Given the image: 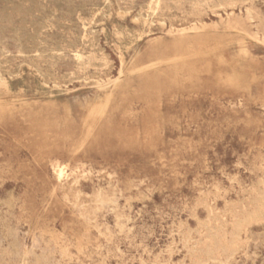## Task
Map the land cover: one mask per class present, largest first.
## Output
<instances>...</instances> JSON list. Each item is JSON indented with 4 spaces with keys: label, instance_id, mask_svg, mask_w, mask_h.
Listing matches in <instances>:
<instances>
[{
    "label": "rangeland",
    "instance_id": "obj_1",
    "mask_svg": "<svg viewBox=\"0 0 264 264\" xmlns=\"http://www.w3.org/2000/svg\"><path fill=\"white\" fill-rule=\"evenodd\" d=\"M18 1L0 264H264V0Z\"/></svg>",
    "mask_w": 264,
    "mask_h": 264
},
{
    "label": "bare ground",
    "instance_id": "obj_2",
    "mask_svg": "<svg viewBox=\"0 0 264 264\" xmlns=\"http://www.w3.org/2000/svg\"><path fill=\"white\" fill-rule=\"evenodd\" d=\"M3 1H5V0H3ZM19 1H20V0H19ZM19 1H18V2H19ZM21 1L23 2V0H21ZM21 1H20V2H21ZM32 1H33V0H32ZM39 1H40V0H39ZM42 1H43V0H42ZM47 1H48V0H47ZM47 1H46V4H47ZM55 1H56V0H55ZM61 1H62V0H61ZM71 1H72V0H71ZM73 1H74V0H73ZM81 1H82V0H81ZM89 1H90V0H89ZM115 1H116V0H115ZM159 1H160V0H152V2L155 3V4L158 3ZM226 1L233 2V1H236V0H217V3H218L219 5H222V4H223L224 2H226ZM24 2H26V0H25ZM24 2H23V3H24ZM28 2H29V1H28ZM30 2H31V1H30ZM49 2H52V1L49 0ZM49 2H48V3H49ZM59 2H60V1H59ZM74 2H75V1H74ZM76 2H77V1H76ZM76 2H75V4H76ZM13 3H14V2H13ZM33 3H34V2H33ZM67 3H69V2H67ZM67 3L64 2V4H67ZM79 3H80V2H79ZM83 3H84V2H83ZM87 3H88V1H87ZM87 3H86V4H87ZM92 3H93V2H92ZM106 3H107V2H106ZM116 3H117V2H116ZM181 3H182V2H181ZM30 4H32V3H30ZM30 4H29V6H28V4H27L28 8L30 7ZM38 4H39V3H38ZM38 4H37V7H38ZM40 4H41V3H40ZM64 4H62V5H64ZM70 4H71V3H70ZM84 4H85V3H84ZM84 4H83V5H84ZM88 4H89V3H88ZM88 4H87V5H88ZM102 4H103V3H102ZM4 5H5V3L3 4V6H4ZM21 5H22V3H21ZM52 5H53V4H52ZM59 5H60V4H59ZM67 5H68V4H67ZM92 5H93V4H92ZM94 5H95V3H94ZM94 5H93V6H94ZM3 6H1V7H3ZM9 6H10V5H8V7H9ZM24 6H25V5H24ZM32 6H33V5H32ZM46 6H47V5H46ZM68 6H70V5H68ZM78 6H79V5H78ZM1 7H0V8H1ZM8 7H7V9H8ZM21 7H22V6H21ZM33 7H34V6H33ZM49 7H50V6H49ZM64 7H65V6H64ZM76 7H77V6H76ZM76 7H75V11H76ZM80 7H81V6H80ZM90 7H92V6H90ZM220 7H222V6H220ZM220 7H218V8H220ZM4 8H6V7H4ZM11 8H13V7H11ZM18 8H20V5H19ZM18 8H16V11H18V10H17ZM28 8H26V9H28ZM38 8H39V7H38ZM45 8L48 9V7H45ZM54 8H55V7H54ZM72 8H73V7H72ZM82 8H83V7H82ZM84 8H85V7H84ZM147 8H148V7H147ZM149 8H150V7H149ZM157 8H158V7H157ZM157 8H156V9H157ZM21 9H22V8H21ZM30 9H32V8H30ZM35 9H36V8H35ZM49 9H50V8H49ZM49 9H48V10H49ZM65 9H66V8H65ZM68 9H70V8H68ZM73 9H74V8H73ZM78 9H79V8H78ZM78 9H77V10H78ZM102 9H103V8H102ZM22 10H23V9H22ZM33 10H34V9H33ZM33 10H31V11H33ZM40 10H41V9H39L38 12H42V11H43V10H42V11H40ZM44 10H46V9H44ZM59 10H60V9H59ZM130 10H131V9H130ZM8 11H9V9H8ZM10 11H12V10H10ZM24 11H25V8H24ZM24 11H23V12H24ZM63 11H64V10H63ZM68 11H69V10H68ZM75 11H74V13H75ZM78 11H79V10H78ZM90 11H91V10H90ZM4 12H5V11H4ZM13 12H14V11H13ZM19 12H20V11H19ZM29 12H30V11H29ZM34 12H35V10H34ZM69 12H70V11H69ZM71 12L73 13V11H71ZM85 12H87V11H85ZM98 12H99V11H98ZM122 12H124V11H122ZM148 12H149V11H148ZM5 13H6V12H5ZM5 13H4V14H5ZM8 13H9V12H8ZM17 13H18V12H17ZM26 13H27V12H26ZM42 13H43V12H42ZM47 13H48V12H47ZM62 13H63V12H62ZM62 13H61V14H62ZM66 13H67V12H66ZM66 13H65V14H66ZM82 13H83V12H82ZM18 14H19V13H18ZM28 14H31V13H28ZM146 14H147V13H146ZM22 15H23V14H22ZM34 15H35V14H34ZM37 15H39V13H38ZM37 15H36V17H37ZM45 15H46V14H45ZM49 15H51V12H49ZM66 15H67V14H66ZM74 15H75V14H74ZM147 15H148V14H147ZM211 15H212V14H211ZM8 16H9V15H8ZM57 16H58V15H57ZM60 16H61V15H60V13H59V17H60ZM71 16H73V15H71ZM83 16H84V15H83ZM125 16H126V15H125ZM127 16H128V15H127ZM140 16H141V15H140ZM26 17H27V16H26ZM39 17H40V16H39ZM46 17H47V16H46ZM50 17H51V16H50ZM50 17H49V18H50ZM59 17H58V18H59ZM62 17H63V15H62ZM67 17H69V13H68V16H67ZM109 17H111V16H109ZM3 18H4V17H3ZM3 18H2V21H3ZM10 18H11V17H10ZM19 18H20V16H19ZM32 18H34V16H33ZM32 18H31V19H32ZM47 18H48V17H47ZM54 18H55V16H54ZM54 18H53V19H54ZM58 18H56V19H58ZM70 18H71V17H70ZM94 18H95V17H94ZM4 19H5V18H4ZM6 19H7V18H6ZM22 19H23V18H22ZM24 19H26V18H24ZM24 19H23V20H24ZM62 19H63V18H62ZM65 19H66V18H65ZM71 19H72V18H71ZM100 19H101V17H100ZM12 20H13V19H12ZM12 20H11V23H12ZM27 20H29V18H28ZM93 20H94V19H93ZM135 20H136V19H135ZM135 20H134V21H135ZM14 21H15V20H14ZM29 21H30V20H29ZM37 21H38V19H37ZM45 21H46V20L44 19V23H46ZM59 21L61 22V19H60ZM62 21H64V19H63ZM66 21H68V20H66ZM70 21H71V20H70ZM70 21H69V22H70ZM74 21H75V20H74ZM5 22H6V21H5ZM5 22H4V23H5ZM7 22H8V21H7ZM16 22H17V20H16ZM16 22H15V23H16ZM26 22H27V21H26ZM35 22H36V21H35ZM53 22H54V21H53ZM92 22H93V21H92ZM98 22H99V21H98ZM17 23H18V22H17ZM20 23H21V20H20ZM20 23H19V24H20ZM39 23H40V22H39ZM48 23H52V22L49 21ZM64 23H65V22H64ZM72 23H75V22L72 21ZM72 23H71V24H72ZM1 24H2V23H1ZM29 24H30V23H29ZM31 24H32V23H31ZM53 24H54V23H53ZM58 24H60V23H57V25H58ZM62 24H63V23H62ZM75 24H76V23H75ZM92 24H93V23H92ZM5 25H6V24H5ZM22 25H23V24H22ZM41 25H42V24H41ZM41 25L39 24L38 26H41ZM65 25H66V24H65ZM73 25H74V24H73ZM76 25H77V24H76ZM78 25H79V24H78ZM78 25H77V26H78ZM101 25H102V24H101ZM2 26H4V25L2 24ZM2 26L0 25V27H2ZM7 26H8V25H7ZM14 26H15V24H14ZM20 26H21V25H20ZM35 26H37V23L35 24ZM45 26H46V25H45ZM47 26H48V25H47ZM54 26H55V25H54ZM61 26H62V25H61ZM69 26H71V25H69ZM74 26H75V25H74ZM81 26H82V24L80 25V27H81ZM83 26H84V25H83ZM58 27H59V26H58ZM58 27H57V28H58ZM8 28H9V27H8ZM11 28H12V27H11ZM27 28H28V27H27ZM30 28H31V27H30ZM36 28H37V27H36ZM36 28H35V29H36ZM44 28H45V27H44ZM51 28H52V27H51ZM68 28H70V27H68ZM68 28H67V30H68ZM84 28H85V27H84ZM142 28H143V27H142ZM3 29H4V28H3ZM3 29H0V32H1V30L3 31ZM21 29H22V27H21ZM21 29L19 28V30H21ZM25 29H26V28H25ZM28 29H29V28H28ZM33 29H34V28H33ZM54 29H55V28H54ZM63 29H64V28H63ZM63 29H62V30H63ZM74 29H75V28H74ZM196 29H197V27L194 26V27L190 28L189 30H196ZM16 30H17V29H16ZM19 30H18V31H19ZM56 30H57V29H56ZM59 30H60V29H59ZM78 30H79V27H78ZM84 30H85V29H84ZM90 30H91V28H90ZM4 31H6V30L4 29ZM7 31H8V30H7ZM31 31H32V30H31ZM33 31H34V30H33ZM36 31H37V30H36ZM45 31H46V29H45ZM70 31H71V30H70ZM101 31H102V33H103V30H101ZM101 31H100V32H101ZM8 32H9V31H8ZM11 32H12V31H11ZM25 32H26V34H27V32H28V34H29V31H25ZM60 32H61V30H60ZM67 32H68V31H67ZM67 32H66V33H67ZM74 32H75V31H74ZM81 32H82V30H81ZM91 32H93V31H91ZM178 32H179L180 34H184V33L187 32V30L182 29V30H179ZM234 32H235V31H234ZM32 33H35V32H32ZM47 33H48V32H47ZM61 33H62V32H61ZM85 33H86V32H85ZM4 34H6V32H4ZM4 34H3V35H4ZM7 34H8V33H7ZM18 34H19V33H18ZM18 34H17V35H18ZM35 34H37V33H35ZM42 34H43V33H42ZM51 34H52V32H51ZM55 34H56V33H55ZM63 34H64V33H63ZM74 34H75V33H74ZM76 34H77V33H76ZM88 34H89V33H88ZM92 34H93V33H92ZM96 34H97V33H96ZM1 35H2V34H1ZM10 35H11V34H10ZM17 35H15V36H17ZM20 35L22 36V33H21ZM20 35H19V37H20ZM23 35H24V34H23ZM44 35H45V34H43L42 36L44 37ZM49 35H50V34H49ZM60 35L62 36V34H60ZM71 35H72V34H71ZM79 35H80V34H79ZM27 36H28V35H27ZM29 36H30V34H29ZM61 36H60V37H61ZM66 36H67V35H66ZM81 36H82V34H81ZM88 36H89V35H88ZM33 37H35V36H33ZM33 37L31 36V39H32ZM40 37H41V36H40ZM43 37H42V38H43ZM47 37H48V34H47ZM60 37H59V38H60ZM67 37H68V36H67ZM69 37H70V36H69ZM93 37H94V36H93ZM93 37H92V38H93ZM1 38H2V36L0 37V40H1ZM51 38H52V37H51ZM51 38H50V39H51ZM59 38H58V39H59ZM61 38H63V37H61ZM65 38H66V37H65ZM76 38H78V37H76ZM76 38H74V41H75V42H76V40H75ZM94 38H95V37H94ZM7 39H8V37H7ZM20 39H21V38H20ZM31 39H30V40H31ZM33 39H34V38H33ZM48 39H49V38H48ZM66 39H67V38H66ZM66 39H60V41H61V40L66 41ZM87 39H88V38H87ZM96 39H97V38H96ZM11 40H12V39H11ZM30 40H29V41H30ZM39 40H40V38H39ZM42 40H44V39H42ZM78 40H79V39H78ZM12 41H13V40H12ZM12 41H10V42H12ZM52 41H53V40H52ZM54 41H56V38H55ZM54 41H53V43H54ZM64 41H63V43H64ZM81 41H82V40H81ZM92 41H93V39H92ZM94 41H95V40H94ZM5 42H6V40H5ZM5 42H4V43H5ZM20 42H23V41H20ZM25 42H26V41H24V43H25ZM33 42H34V41H33ZM35 42H36V41H35ZM41 42L43 43V41H41ZM44 42H45V41H44ZM48 42H49V41H48ZM48 42H47V44L49 45ZM77 42H78V41H77ZM0 43H1V42H0ZM53 43H52V44H53ZM69 43H70V42H69ZM82 43H83V41H82ZM82 43H81V44H82ZM94 43H96V42H94ZM94 43H92V45H95ZM98 43H99V42H98ZM26 44H27V43H26ZM35 44H36V43H35ZM45 44H46V43H45ZM45 44H44V45H45ZM50 44H51V43H50ZM75 44H76V43H75ZM8 45H9V44H8ZM32 45H34V44H32ZM32 45H31V46H32ZM36 45H38V44H36ZM48 45H46V46H48ZM60 45H62V44H60ZM65 45H66V43H65ZM15 46H16V45H15ZM22 46H23V45H22ZM54 46H55V45H54ZM68 46H69V45H68ZM78 46H79V45H78ZM1 47H2V46H1ZM20 47H21V44H20ZM27 47H28V46H27ZM37 47H38V46H37ZM37 47H36V48H37ZM73 47H74V45H73ZM81 47H83V46H81ZM92 47H93V46H92ZM15 48H16V47H15ZM65 48H67V47H65ZM65 48H64V46H63V49H65ZM68 48H69V47H68ZM75 48H76V47H75ZM77 48H78V47H77ZM1 49H2V48H1ZM25 49H26V48H25ZM29 49H30V48H28L27 50H29ZM32 49H34L33 46H32ZM32 49H31V50H32ZM43 49H44V48H43ZM55 49H56V47H55ZM69 49H70V48H69ZM85 49H86V48H85ZM101 49H102V48H101ZM34 50H35V49H34ZM39 50H40V49H39ZM39 50H38V51H39ZM41 50H42V49H41ZM53 50H54V49H53ZM53 50H52V51H53ZM67 50H68V49H67ZM38 51H37V52H38ZM48 51H49V50H48ZM61 51H62V50H61ZM72 51H73V50H72ZM24 52H25V51H24ZM29 52H30V51H29ZM34 52H35V51H34ZM34 52H31V53L34 54ZM49 52H51V51H49ZM78 52H79V51H78ZM99 53H100V52H99ZM101 53H102V52H101ZM8 54H9V53H8ZM35 54H36V52H35ZM66 54H67V51H66ZM77 54H78V53H77ZM104 54H105V53H104ZM0 55H1V54H0ZM6 55H7V54H6ZM23 55H24V54H23ZM26 55H27V54H26ZM75 55H76V54H75ZM82 55H83V52H82ZM105 55H107V54H105ZM208 55H209V54H208ZM13 56H14V55H13ZM17 56H18V55H17ZM33 56H34V55H33ZM38 56H39V55H38ZM84 56H85V55H84ZM86 56H87V55H86ZM109 56H110V54H109ZM122 56H123V55H122ZM26 57H27V56H26ZM28 57H29V56H28ZM39 57H40V56H39ZM44 57H46V56H44ZM49 57H50V56H49ZM78 57H79V56H78ZM78 57H77L76 60H79ZM80 57H81V54H80ZM101 57H102V56H101ZM3 58H4V57H3ZM3 58H2V59H3ZM51 58H52V55H51ZM51 58H50V59H51ZM55 58H56V57H55ZM55 58H54V59H55ZM120 58H121V57H120ZM54 59H53V60H54ZM100 59H101V58H100ZM123 59H124V58H123ZM25 60H26V59H25ZM29 60H30V59H29ZM29 60H28V62H29ZM37 60H39V58H38ZM37 60H36V61H37ZM76 60H75V61H76ZM120 60H121V59H120ZM7 61H8V60H7ZM43 61H44V60H43ZM178 61H180V60H178ZM25 62H26V61H25ZM50 63H51V62H50ZM96 63H97V62H96ZM121 63H122V62H121ZM164 63H165V62H164ZM100 64H101V62H100ZM23 65H25V64L23 63ZM54 65H55V64H54ZM97 65H98V64H97ZM76 66H77V65H76ZM92 66H93V65H92ZM95 66H96V65H95ZM45 67H46V66H45ZM47 67H48V66H47ZM84 67H85V65H84ZM156 67H157V66H156ZM50 68H51V66H50ZM53 68H54V67H53ZM53 68H52V69H53ZM81 68H82V67H81ZM28 69H30V68H28ZM75 69H76V68H75ZM93 69H94V68H93ZM141 69H143V68H141ZM48 71H49V70H48ZM53 71H54V70H53ZM136 71H137V70H136ZM36 72H37V71H36ZM132 72H133V71H132ZM52 73H53V72H52ZM23 74H24V72H23ZM65 74L68 75V73H65ZM69 74H70V73H69ZM75 74H76V72H75ZM75 74H74V75H75ZM67 75H66V76H67ZM119 75H120V74H119ZM76 76H77V75H76ZM18 77H19V76H18ZM67 77H68V76H67ZM70 77H71V75H70ZM70 77H69V78H70ZM70 79H71V78H70ZM72 79H73V78H72ZM77 79H78V78H77ZM117 79H118V78H117ZM10 81H11V80H10ZM85 82H86V81H85ZM0 84L3 85V86H5V87H7L5 80H4L1 76H0ZM43 84H44V83H43ZM110 84H111V83H110ZM113 84H114V83H113ZM113 86H114V85H113ZM72 92H74V91H72ZM104 99H106V98H104ZM9 100H10V99L8 98L7 101H8V102H11V101H9ZM47 101H48V100H47ZM50 101H51V100H50ZM109 103H110V102H109ZM10 104H11V103H10ZM10 104H9V105H10ZM3 105H4V104H3ZM99 106H100V105H99ZM0 107H1V106H0ZM90 113H92V112H90ZM101 115H102V114H101ZM39 125H40V124H39ZM58 176H59V177L62 176V171H61V170L58 171ZM35 203H36V202H35ZM99 205H100V204H99ZM187 224H188V223H187ZM89 231H90V230H89ZM11 243H12V242H11ZM0 244H1V242H0ZM7 245H8V244H7ZM249 248H250V247H249ZM26 249H27V248H26ZM249 251H250V250H249ZM40 252H41V251H40ZM52 252H53V251H52ZM23 254H24V252H23ZM60 255H61V254H60ZM61 256H62V255H61ZM61 256H60V257H61ZM20 257H21V256H20ZM25 257H26V255H25ZM25 257H24V258H25ZM238 258H239V257H238ZM254 258H255V257H254ZM53 259H54V258H53ZM59 260H60V259H59ZM263 260H264V259H263ZM262 262H263V261H262ZM51 263H52V262H51ZM252 263H253V262H252ZM21 264H22V263H21ZM43 264H44V263H43ZM47 264H49V263H47ZM56 264H57V263H56Z\"/></svg>",
    "mask_w": 264,
    "mask_h": 264
}]
</instances>
